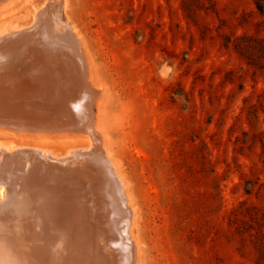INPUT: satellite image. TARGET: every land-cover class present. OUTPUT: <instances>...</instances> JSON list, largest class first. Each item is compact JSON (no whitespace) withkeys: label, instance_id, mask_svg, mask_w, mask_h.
I'll return each mask as SVG.
<instances>
[{"label":"rangeland","instance_id":"1","mask_svg":"<svg viewBox=\"0 0 264 264\" xmlns=\"http://www.w3.org/2000/svg\"><path fill=\"white\" fill-rule=\"evenodd\" d=\"M50 1L7 2L0 36ZM60 1L95 88V139L0 129V147L61 158L102 143L132 210L134 264H264V0ZM5 189L4 210L19 199L38 219L37 192Z\"/></svg>","mask_w":264,"mask_h":264},{"label":"bare ground","instance_id":"2","mask_svg":"<svg viewBox=\"0 0 264 264\" xmlns=\"http://www.w3.org/2000/svg\"><path fill=\"white\" fill-rule=\"evenodd\" d=\"M9 1L0 0V7ZM49 3L55 6L36 12L31 26L0 36V129L42 138L95 136L86 55L61 20L65 2ZM62 57L76 61V76ZM2 188L10 194L37 192L42 213L34 219L29 202L19 199L11 212L4 210L1 199L0 264H134L132 210L99 141L61 158L0 147Z\"/></svg>","mask_w":264,"mask_h":264}]
</instances>
